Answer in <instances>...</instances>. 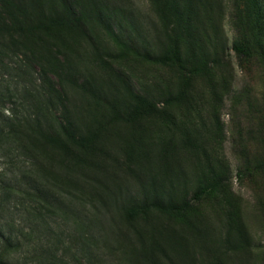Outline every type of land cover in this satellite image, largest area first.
Listing matches in <instances>:
<instances>
[{"label":"rangeland","instance_id":"374dc122","mask_svg":"<svg viewBox=\"0 0 264 264\" xmlns=\"http://www.w3.org/2000/svg\"><path fill=\"white\" fill-rule=\"evenodd\" d=\"M71 1L76 31L9 33L0 23L4 64L19 71L4 79L33 91L50 72L55 114L88 140L20 142L48 170V184L35 175L43 187L84 199L44 220L66 257L264 264V19L252 23L248 0ZM2 106L7 117L13 105ZM13 147L0 151V190L13 184L9 171L35 188L33 171L19 174L27 153Z\"/></svg>","mask_w":264,"mask_h":264},{"label":"trees","instance_id":"16d2710c","mask_svg":"<svg viewBox=\"0 0 264 264\" xmlns=\"http://www.w3.org/2000/svg\"><path fill=\"white\" fill-rule=\"evenodd\" d=\"M248 3L255 13L252 23L262 21L264 0H248ZM0 23L9 33L29 32L38 35L57 28L79 30L81 15L71 0H0ZM233 48L238 54L246 53L244 45L239 42H235ZM7 50L0 43V151L8 152L11 148L15 150L13 146L23 149L30 162L27 169L18 170L20 177L30 179L33 171L37 186L32 187L34 181L30 179V187L21 189L22 184L14 171L8 172V181H13V184L0 190V264H82L77 258L66 257L59 242L54 240L52 228L44 220L64 208L67 198L74 201L84 199L59 189H51V193L43 187V182L39 183L35 175L47 183L48 170L36 165V157L32 153L34 147L30 145L25 148L20 142L33 138L42 145L62 148L65 145L84 147L88 140L77 137L70 126L55 114V98H60V91L50 79V72L46 71L41 75L40 83L33 91L25 87L19 89L18 86L12 89L13 82L8 79H11V71L18 69L4 64V59L8 56ZM22 71L27 73L24 69ZM4 75L8 79H4ZM3 102L13 105L7 117L2 116ZM138 109H146L143 101H140L137 111ZM55 184L58 183L49 185L58 187ZM207 192L205 188L199 189L193 194L192 200L199 201ZM186 206L187 204L178 209L182 210ZM5 215L12 222H4Z\"/></svg>","mask_w":264,"mask_h":264}]
</instances>
